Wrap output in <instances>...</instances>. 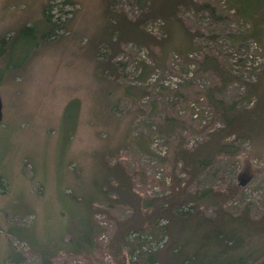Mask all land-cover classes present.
<instances>
[{
    "label": "rangeland",
    "instance_id": "374dc122",
    "mask_svg": "<svg viewBox=\"0 0 264 264\" xmlns=\"http://www.w3.org/2000/svg\"><path fill=\"white\" fill-rule=\"evenodd\" d=\"M206 1L229 20L212 24L207 11L174 6L176 0H0V264L10 255L7 246L21 255L8 264H39L43 250L63 255L57 245L76 236L85 255L68 264H132L126 249L110 252L115 221L132 213L128 205L110 206L98 194L91 212L95 253L80 239L86 202L107 161L121 160L137 173L142 198L168 195L172 176H186L181 163L173 167L180 140L191 147L202 139L197 128L210 120L219 125L203 95L217 79L197 72V61L215 55L237 78L220 96L235 108L253 104L248 84L264 70V5L246 20L233 18L227 0ZM47 4L61 26L43 40ZM252 27L258 37L245 36ZM254 41L261 51L249 48ZM173 76L182 79L177 87ZM166 112L177 120H165ZM229 139L233 154L217 157L197 184L221 188L244 172L250 179L240 198L225 205L235 213L249 206L257 217L264 207V146Z\"/></svg>",
    "mask_w": 264,
    "mask_h": 264
},
{
    "label": "trees",
    "instance_id": "16d2710c",
    "mask_svg": "<svg viewBox=\"0 0 264 264\" xmlns=\"http://www.w3.org/2000/svg\"><path fill=\"white\" fill-rule=\"evenodd\" d=\"M176 1L174 6L191 7L195 12L207 11L212 24L229 20L210 1ZM227 2L234 10L233 18L240 16L246 20L250 19L255 7L264 5V0ZM49 9L47 4L42 10L47 27L42 35L43 40L52 39L61 26L59 20H51ZM183 28L188 32L186 25ZM24 29L29 28L26 26ZM259 34L260 29L252 27L245 36L258 37ZM236 39L239 40L238 37ZM1 41L4 43L3 39ZM117 66L122 70L125 64L117 62ZM196 71L217 79L205 89L203 95L219 125L213 128L215 121L210 120L197 128L196 133L202 139L191 147L180 140L174 149L173 167L181 163L186 176L178 178L173 174L171 191L166 196L142 198L144 194L134 186L137 173L129 170L121 160L113 164L107 161L103 179L100 182L95 180L93 195L86 202V228L80 230V239L83 243L89 242L92 254L95 253L94 242L97 238L91 227V212L95 209L92 201L99 194L110 206L128 205L133 208L128 217L115 221L110 240V252L117 256L126 249L132 264H264V207L257 217H253L249 206L235 213L225 205L240 198L243 184L250 177H244L245 173L241 172L237 183L227 181L217 189L200 188L197 184L199 174L213 165L217 157L233 154L229 138L258 141L264 146V70L256 73L260 74L255 83L248 84L250 91L256 95L253 104L247 108H235V103L227 104L220 97L227 85L237 78L222 65L217 56L205 55L197 61ZM77 101L74 99L69 102L66 110L72 102ZM169 109L174 112L170 105ZM165 120L177 119L167 116L166 112ZM112 192L114 197L110 196ZM76 238L62 243L64 245L61 248L57 245L59 250L65 251L63 255L54 248L43 250L39 264H68L72 256L84 257L85 253ZM13 255L6 259V264L21 259V255Z\"/></svg>",
    "mask_w": 264,
    "mask_h": 264
},
{
    "label": "built area",
    "instance_id": "2783aa9c",
    "mask_svg": "<svg viewBox=\"0 0 264 264\" xmlns=\"http://www.w3.org/2000/svg\"><path fill=\"white\" fill-rule=\"evenodd\" d=\"M249 48H251V49H257V50H259V51H261V47H260V45H258V43H256L255 41L254 42H251L250 43V46H249ZM177 56V55H176ZM175 56V57H176ZM177 59H178V57H176ZM255 62H256V65H260V63L262 62V59H255L254 60ZM193 66V65H192ZM247 68H249V66L247 67ZM253 68H258V67H256L254 64H253ZM159 74H158V72H157V70H155L153 73H152V75H151V77H157ZM188 76H192V72L191 71H189L188 72ZM172 78V85H171V87H177L180 83H181V81H182V79L180 78V77H178V76H173V77H171ZM167 83V82H166ZM192 106H194V103H192ZM194 116H196V114L194 113ZM165 152V149L162 151V153H164Z\"/></svg>",
    "mask_w": 264,
    "mask_h": 264
},
{
    "label": "crops",
    "instance_id": "0c3cea01",
    "mask_svg": "<svg viewBox=\"0 0 264 264\" xmlns=\"http://www.w3.org/2000/svg\"><path fill=\"white\" fill-rule=\"evenodd\" d=\"M76 177V176H75ZM10 226V225H9ZM10 228H11V226H10ZM7 248H8V253L10 254L8 257H5V260L7 259V258H9L11 255H12V253H11V247H9V246H7Z\"/></svg>",
    "mask_w": 264,
    "mask_h": 264
},
{
    "label": "water",
    "instance_id": "95a60500",
    "mask_svg": "<svg viewBox=\"0 0 264 264\" xmlns=\"http://www.w3.org/2000/svg\"><path fill=\"white\" fill-rule=\"evenodd\" d=\"M2 119V101H1V97H0V121Z\"/></svg>",
    "mask_w": 264,
    "mask_h": 264
}]
</instances>
